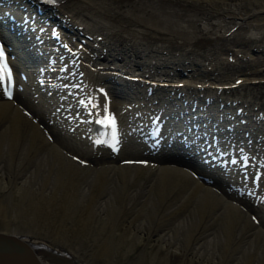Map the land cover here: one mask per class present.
<instances>
[{
  "label": "bare ground",
  "instance_id": "bare-ground-1",
  "mask_svg": "<svg viewBox=\"0 0 264 264\" xmlns=\"http://www.w3.org/2000/svg\"><path fill=\"white\" fill-rule=\"evenodd\" d=\"M0 12L20 69L12 100L0 86V230L63 264L92 252L36 230L101 238L111 261L114 243L140 242L126 264H264V0H0ZM89 96L99 109L79 103ZM104 107L118 150L94 144Z\"/></svg>",
  "mask_w": 264,
  "mask_h": 264
},
{
  "label": "snow or ice",
  "instance_id": "snow-or-ice-1",
  "mask_svg": "<svg viewBox=\"0 0 264 264\" xmlns=\"http://www.w3.org/2000/svg\"><path fill=\"white\" fill-rule=\"evenodd\" d=\"M59 2V0H48L49 4L55 5ZM0 86H2V94L6 96L9 100L14 98V72L13 67L11 66L10 59L8 53L6 51V47L3 41H0ZM65 87H68V84H65ZM75 87H79V85H75ZM100 93H103L104 96H107L106 91L101 88L99 89ZM79 103L86 104V106L90 105L93 109H99L101 107L98 100L95 97L89 96L87 103L84 100H80ZM98 119L96 122L104 127L106 130L104 135L105 139H96L94 144L96 145H107L113 150H118V145L120 143L119 134H118V122L113 113L109 111L107 107L103 108V115L99 112L97 113ZM110 130V131H108ZM51 139V137H49ZM73 159H79L78 157H73ZM81 164L86 163L83 160H79ZM127 163H131L133 161H126ZM140 163H147L146 161H139ZM232 164H236V160H230ZM247 157L241 160L242 166L246 165ZM241 178L243 180H247V172L241 171ZM257 178L253 176V180L255 182ZM256 217H253L255 220Z\"/></svg>",
  "mask_w": 264,
  "mask_h": 264
},
{
  "label": "rangeland",
  "instance_id": "rangeland-1",
  "mask_svg": "<svg viewBox=\"0 0 264 264\" xmlns=\"http://www.w3.org/2000/svg\"><path fill=\"white\" fill-rule=\"evenodd\" d=\"M253 94H254V96L255 97H257V100L258 101H262L263 103H264V83H262L261 85H256L255 86V88H254V90H253ZM16 217V218H15ZM19 219H18V218ZM22 217H23V219H25L24 218V215L23 214H18V216L17 215H14V216H12L11 218V220H12V222L13 223H15L16 224V222H17V224L18 225H21L20 227L22 228V229H24L22 226H26L27 228H33L32 226H34V228L35 227H37V228H35V229H38V227H39V225L38 224H34L33 222H31L32 220H28V221H26V220H23L22 219ZM15 219V220H14ZM17 219V220H16ZM23 220V221H22ZM25 222V223H24ZM27 222H29L28 224H29V226H27ZM22 223H24V224H22ZM32 223V224H31ZM3 224H4V227L5 226H7V224H6V218L5 217H3L2 215H1V213H0V228H2L3 227ZM2 225V226H1ZM54 227V229H55V225H53ZM27 228H25V229H27ZM48 228V227H47ZM46 227H44V226H42L41 227V229L39 228L38 230H40V231H38V230H36V232H38L39 234H44V236L46 235V237L47 238H49V239H51V240H55V241H58V240H62V242H61V240H60V242L61 243H64L65 245H67V246H69V247H72L74 250L76 249V247L78 248L76 251H78V253H80V254H83V255H85V256H88L89 257V255L91 254V252H92V256L90 255V257H89V260L92 262V264H118V263H120V264H126V261H127V259L128 258H130V257H132V256H134L138 251H139V249H140V247H141V243L140 242H138V243H136L135 244V247H127V246H125L124 244H123V246L121 247L120 245L119 246H115V245H117L118 243L116 242V243H114V250H115V252H114V254L112 255V261H111V257H110V259L109 258H107V257H103L102 255H100L99 253H97L98 251L97 250H95V248H97L98 247V244H99V242L102 240L101 238H98L97 240H96V238H94L93 236H91V234H90V236H87L88 237V239H87V237H85V236H82V235H80V237H69V236H67V238L66 237H62V236H60V235H58V236H56L55 237V234L53 233L55 230L52 228V225H49V231H48V229H47ZM44 229V230H43ZM51 229H53L52 231L53 232H51ZM45 230H47L46 232H49V233H46V232H44ZM43 232V233H42ZM51 233V234H50ZM53 233V234H52ZM50 236H49V235ZM55 238H54V237ZM60 236V237H59ZM52 237V238H51ZM64 238H65V240H64ZM71 238H72V240H71ZM79 238V239H78ZM81 238V239H80ZM75 241H74V240ZM83 239L85 240L84 241V243H82V241H83ZM100 239V240H99ZM64 240V241H63ZM71 240V242H69ZM76 240L78 241V243L76 242ZM79 240H81V242L79 241ZM92 240V244H90V241ZM95 241H97V242H95ZM59 242V241H58ZM68 242V243H67ZM70 243V244H69ZM80 243V244H79ZM83 245H82V244ZM87 243V244H86ZM96 243V244H95ZM72 244H74V246H72ZM85 244V245H84ZM92 245V246H90V245ZM137 244H139V245H137ZM71 245V246H70ZM80 245V246H79ZM89 245V246H88ZM79 246V247H78ZM82 246V247H81ZM85 246V247H84ZM87 247V248H86ZM90 247H91V251H90ZM125 247H127V248H125ZM151 247V246H150ZM86 250H85V249ZM131 248V249H130ZM84 249V250H83ZM118 249V250H117ZM122 249V250H121ZM130 249V250H129ZM150 249V248H149ZM127 250H128V252H127ZM89 251V252H88ZM95 251V252H94ZM120 251H122L121 253H119ZM125 251V252H124ZM85 253H88V254H85ZM116 253V254H115ZM124 253H126V254H124ZM120 254V255H119ZM122 254V255H121ZM120 257H119V256ZM124 255H126V256H124ZM101 256V257H100ZM148 256V257H147ZM147 256H146V264H155V263H152L153 261L152 260H150L149 258V254H147ZM99 257V258H98ZM117 258V260L115 259V258ZM93 258H94V260H93ZM95 258H96V260H95ZM98 258V259H97ZM105 258V259H104ZM107 258V259H106ZM120 258V259H119ZM173 258V257H172ZM171 258V260H170V262H169V264H174L175 262H177V258H175L174 260ZM101 259V260H100ZM102 259H103V261H102ZM119 259V260H118ZM56 260H58V261H62V259L61 258H56ZM105 260V261H104ZM116 260V261H115ZM176 260V261H175ZM95 261H96V263H95ZM99 261V263H97ZM108 261V262H107ZM117 262V263H116Z\"/></svg>",
  "mask_w": 264,
  "mask_h": 264
},
{
  "label": "water",
  "instance_id": "water-1",
  "mask_svg": "<svg viewBox=\"0 0 264 264\" xmlns=\"http://www.w3.org/2000/svg\"><path fill=\"white\" fill-rule=\"evenodd\" d=\"M0 264H63L34 251L27 240L12 232L0 230Z\"/></svg>",
  "mask_w": 264,
  "mask_h": 264
}]
</instances>
